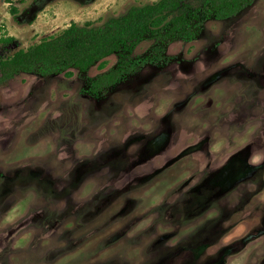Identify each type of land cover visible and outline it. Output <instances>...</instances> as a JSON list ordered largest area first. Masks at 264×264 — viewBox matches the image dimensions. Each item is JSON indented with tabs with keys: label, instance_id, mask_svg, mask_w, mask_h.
<instances>
[{
	"label": "rangeland",
	"instance_id": "obj_1",
	"mask_svg": "<svg viewBox=\"0 0 264 264\" xmlns=\"http://www.w3.org/2000/svg\"><path fill=\"white\" fill-rule=\"evenodd\" d=\"M156 1L0 0L3 56ZM164 57L0 84V264H264V0Z\"/></svg>",
	"mask_w": 264,
	"mask_h": 264
},
{
	"label": "trees",
	"instance_id": "obj_2",
	"mask_svg": "<svg viewBox=\"0 0 264 264\" xmlns=\"http://www.w3.org/2000/svg\"><path fill=\"white\" fill-rule=\"evenodd\" d=\"M256 0H157L132 6L118 17H109L101 25L71 23L59 35L42 39L26 50H16L4 57L13 38L0 39V84L19 74H37L42 78L63 75L85 76L95 66L110 68L86 79L84 91L99 97L126 77L134 75L147 63L157 64L164 57L165 45L173 40L193 41L205 21H224L236 17ZM153 42L148 58H132L143 41Z\"/></svg>",
	"mask_w": 264,
	"mask_h": 264
},
{
	"label": "flooded vegetation",
	"instance_id": "obj_3",
	"mask_svg": "<svg viewBox=\"0 0 264 264\" xmlns=\"http://www.w3.org/2000/svg\"><path fill=\"white\" fill-rule=\"evenodd\" d=\"M1 39V38H0Z\"/></svg>",
	"mask_w": 264,
	"mask_h": 264
}]
</instances>
